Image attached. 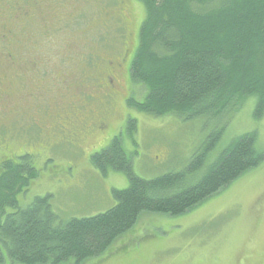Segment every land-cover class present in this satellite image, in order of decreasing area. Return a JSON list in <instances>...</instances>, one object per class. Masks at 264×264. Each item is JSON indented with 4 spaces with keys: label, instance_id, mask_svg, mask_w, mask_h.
I'll return each instance as SVG.
<instances>
[{
    "label": "rangeland",
    "instance_id": "1",
    "mask_svg": "<svg viewBox=\"0 0 264 264\" xmlns=\"http://www.w3.org/2000/svg\"><path fill=\"white\" fill-rule=\"evenodd\" d=\"M145 14L137 0H0V165L29 155L38 171L17 195L21 208L49 196L60 222L112 208V191L126 189L128 178L115 171L104 177L87 158L119 136L142 179L183 170L216 134L199 176L244 134L255 132L264 154V117H254V97L218 118L154 117L124 105L128 94L137 101L146 95L141 84L130 82ZM109 63L121 71V94L117 103L91 102L96 115L107 118L109 130L90 137L82 157L59 145L62 112L82 105L63 96L81 86L89 93L105 86ZM130 117L137 124L132 136L123 131ZM5 264L15 263L6 258ZM83 264H264V159L185 215L142 214L107 253Z\"/></svg>",
    "mask_w": 264,
    "mask_h": 264
},
{
    "label": "trees",
    "instance_id": "2",
    "mask_svg": "<svg viewBox=\"0 0 264 264\" xmlns=\"http://www.w3.org/2000/svg\"><path fill=\"white\" fill-rule=\"evenodd\" d=\"M137 1L146 14L130 81L141 84L146 95L143 101L131 100L128 107L154 117L218 118L254 97V117H264V0ZM125 131L130 136L137 132L136 119H128ZM218 139L216 134L194 153L183 170L142 179L134 174L122 136L116 137L91 154L89 162L104 177L109 171L125 174L129 186L112 191L116 204L109 210L66 222L58 220L49 196L19 206L17 195L38 176L29 155L2 162L0 264L6 258L15 264H83L97 259L142 214L185 215L264 159L257 149V134L247 133L199 176Z\"/></svg>",
    "mask_w": 264,
    "mask_h": 264
},
{
    "label": "flooded vegetation",
    "instance_id": "3",
    "mask_svg": "<svg viewBox=\"0 0 264 264\" xmlns=\"http://www.w3.org/2000/svg\"><path fill=\"white\" fill-rule=\"evenodd\" d=\"M29 62L30 65L35 64L33 60ZM32 66L35 67V65ZM108 67L109 73L104 76L105 86L98 85L100 89L92 93H89L88 86L85 90L83 88L84 86H81L80 88H73L70 90V92L74 90L72 95L63 96V98H71V101L74 100L73 103L79 104V102H81L82 105L79 104L75 111L70 110V112H62V122L59 123L56 129L61 133L59 145L70 146L75 149L78 154L84 153L82 157H85L89 150L90 137L98 133H105L109 130L108 124H106L107 118H105L104 115H96L93 108L94 105L91 102L95 100L98 103L106 104L105 100H109L111 104L114 100L117 103L118 99L116 97H119V94H121L122 86L119 85L124 81L121 71L118 65L113 67L112 63H109ZM86 78L82 79L81 84H88ZM115 83H117V85ZM117 86H119V88ZM131 100H135V98L132 94H128L123 99L124 105L127 107ZM125 129L126 127L123 131H125ZM40 130L45 131V127H40ZM90 156L91 154H88V161Z\"/></svg>",
    "mask_w": 264,
    "mask_h": 264
}]
</instances>
